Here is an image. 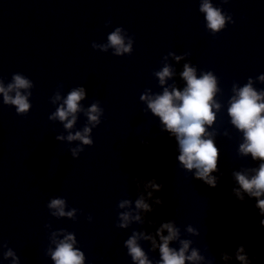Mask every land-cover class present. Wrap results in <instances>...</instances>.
Here are the masks:
<instances>
[{"label": "water", "instance_id": "95a60500", "mask_svg": "<svg viewBox=\"0 0 264 264\" xmlns=\"http://www.w3.org/2000/svg\"><path fill=\"white\" fill-rule=\"evenodd\" d=\"M201 2L0 0V81L7 85L21 74L32 82L21 90L31 93L27 113H17L0 94V264H12L13 258L4 255L8 249L19 264H54L53 239L69 233L85 264H134L125 241L133 232L154 235L169 219L181 239L192 241L190 250L204 257L199 264H240L234 253L241 244L255 257L253 264H264L257 198L241 190V201L233 193L240 187L233 173L254 174L250 170L261 161L239 152L243 133L227 112L233 89L249 79L254 89L264 90L259 79L264 74V0H212L231 18L215 33L207 28ZM116 27L132 39L130 53L116 55L113 47H101ZM185 64L197 76L211 72L217 79L214 99L221 108L208 128L219 151L218 170L211 173L217 178L214 188L179 163L175 136L141 99L165 87L182 90ZM165 65L173 75L161 85L156 73ZM79 87L85 89L82 110L67 129L50 117ZM92 104L103 110L95 127L86 115ZM85 126L92 128L91 145L67 139ZM77 148L82 150L73 156ZM153 177L163 188L150 198L153 190L145 182ZM142 194L153 211L135 209ZM157 196L160 205L154 203ZM54 198H63L65 212L74 209V214L53 215L48 204ZM123 200L130 204L121 208ZM130 209L141 219L119 227L120 213ZM189 225L197 231L188 232ZM138 242L157 264L159 249H152L150 241ZM225 252L230 259L222 258Z\"/></svg>", "mask_w": 264, "mask_h": 264}, {"label": "clouds", "instance_id": "9594fccd", "mask_svg": "<svg viewBox=\"0 0 264 264\" xmlns=\"http://www.w3.org/2000/svg\"><path fill=\"white\" fill-rule=\"evenodd\" d=\"M200 11L205 14L207 28L212 32H218L225 27L226 20L231 18L224 15L221 9L214 6L212 0H202ZM108 45H103L105 50L111 46L114 48V54L121 55L132 51V39L127 38L121 27H116L115 31L108 35ZM95 47V45H94ZM180 59L179 56L176 57ZM159 77L161 85L165 84L167 78L173 75L170 66L165 65L163 69L156 73ZM181 76L186 81V86L180 90L172 87L163 89L161 94L151 95L145 94L141 99L147 103V107L151 112L160 118L165 130L175 136L178 143L179 154L177 160L186 170H193L194 178L201 180L210 187H216V177L211 173L218 170L219 151L214 142L213 133L208 131L216 120V112L221 108L219 102L214 97L219 91L217 79L211 73H203L197 76L196 69L184 65V71ZM264 81V74L259 76ZM32 87V82L21 74H15L11 83L5 85L0 81V94L3 95V102L15 106L16 112L19 114L27 113L30 108L28 96L30 92L24 93L21 90H27ZM233 95L229 101L227 109L231 118V124L243 133V142L239 145V152L242 155L251 154L253 160L261 161L258 168H253L249 172H234V178L239 184V188H233V193L239 200H243V192L248 196L255 197V207L259 209L260 227L264 228V90L257 91L252 86V81L238 89L234 88ZM12 93H15L12 95ZM85 97V89L83 87L73 89L64 99L63 104L52 114L51 119H59L64 123V127L71 129L76 122V113L81 111V101ZM59 99V96L56 97ZM215 109L216 111H213ZM102 109L98 104H92L87 110L89 124L95 127L100 123V115ZM70 117V118H69ZM92 128L85 126L82 131H77L74 135L69 134L67 139L80 140L85 145L93 143L90 133ZM63 139V137H57ZM81 148L73 149V156ZM145 187H150L153 191L147 193L148 197L153 196V192L162 190L163 185L158 183L153 177L145 182ZM155 204L160 205L163 200L156 197ZM130 201L123 200L120 207L124 208L129 205ZM50 209H54L53 215L62 217H71L72 211L65 212V200L63 198H54L48 204ZM136 210H144L145 212L153 211V205L148 203L143 194L135 201ZM141 219L137 211L133 215L132 210L120 213L119 227H127L132 220L139 221ZM167 231L165 235L164 232ZM187 231L194 233L197 230L191 225ZM55 237L56 234L54 233ZM179 227L173 219L160 222L155 230V234L145 235L143 232H133V234L125 241L127 253L131 257L134 264H153L146 250L138 242L141 239L150 241L152 249H159V260L157 264H185V261L199 264L204 260L196 248H191V240L181 239ZM159 238V242L157 241ZM173 242H178L179 246H173ZM56 247L50 249L51 259L54 264H85V254L82 250L74 247L76 239L73 234L69 233L61 240L53 239ZM5 258L12 257V264H19V260L12 249L5 252ZM235 260L240 264H253L255 257L249 256L243 244L237 246L234 253ZM222 258L228 260L231 257L227 252L222 253Z\"/></svg>", "mask_w": 264, "mask_h": 264}]
</instances>
